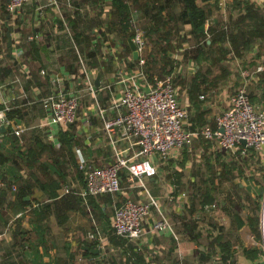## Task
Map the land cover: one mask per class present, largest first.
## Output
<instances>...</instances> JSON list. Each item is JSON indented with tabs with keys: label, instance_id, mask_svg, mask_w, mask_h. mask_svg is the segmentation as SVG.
Wrapping results in <instances>:
<instances>
[{
	"label": "crops",
	"instance_id": "1",
	"mask_svg": "<svg viewBox=\"0 0 264 264\" xmlns=\"http://www.w3.org/2000/svg\"><path fill=\"white\" fill-rule=\"evenodd\" d=\"M98 1L103 3L100 15L97 17L98 20L104 18V20L109 22V18L114 10L111 1ZM127 2L129 4L130 18H134L139 26L141 20H144L147 24L151 23L154 19L152 14L155 15L157 13L159 6L165 5L162 11L160 13L158 12L157 16L160 19L159 21L170 20L172 18L171 15H173L174 18L171 19L170 23H179V33L177 34L182 36L186 41H189V39L195 40L190 31V26L186 24L185 27L181 22L182 20L178 17V13L181 9V5L178 1L156 0V2L153 3L154 6H144V0H127ZM209 2H213L219 6L215 0H209L208 2L198 0V4L202 6ZM227 2H229V0H227ZM5 3L6 0H3L0 4V13L4 12L3 18H5L4 21H7V29L0 34V45L2 44L0 47H3V49L0 48V67H3L0 68V71L5 75L4 79L1 78L2 81H0V83H8L7 89L13 97L12 102L19 105L18 107L24 112L23 118L16 120V123L26 126L23 134H25L28 129L30 131L35 130V132L41 137V140L46 143L48 141L43 138L40 130L34 125L40 120L43 114V109L35 100L39 99L46 93L47 85L45 79H43L40 74L38 77L34 78L35 80H28V75L23 67H36L35 70L37 71L38 69V73L42 67L57 69L59 66L64 65L69 69H72L74 67H71V64H77V61H74L75 58L73 59V57L76 56V53L71 47L70 36L64 31V28L62 26L57 27L56 24L53 25L51 23L52 17L56 13L54 6L50 4L45 7L43 9L44 14H42L41 11L37 13L38 4L42 2L32 0L26 5V11L34 13L32 16V23L28 22V26L32 25L34 27V31L31 33H35V35L36 33L41 34L40 37H36L34 40L38 47L39 58L32 59V63L36 66L33 64L26 65L23 61V54L14 59L12 56L13 48L22 45L26 50L30 46V41L27 40L28 35L26 37L21 35L20 29H12L10 23H12V18L14 16L7 11ZM235 3H237V1ZM207 5L209 6V4ZM209 23L210 18L207 15L204 23L205 37L203 38L207 39V41H210V38L206 37L209 32ZM90 26L91 24L87 22L85 28L82 23H79L78 19L77 29L81 32L82 38L91 36ZM56 29L58 32H56ZM87 30L89 31V35L87 34ZM8 33H10V37ZM117 33L122 38H125V34L118 29ZM172 37L173 39L175 38V33ZM191 44L192 43L185 42L181 50L174 54L177 61L175 66H177L173 68V71H179L176 75L175 82L177 79H183L185 85L192 80L193 75L198 69L195 67H203V65H205V67H213V65L207 63V59L210 57L208 55L209 53L207 54V59L202 60L201 66L192 58V54H194L195 51H191ZM128 46L129 49L125 47V53L121 52L119 54L125 61L128 60L130 54L133 56L129 42ZM150 46H148L149 49ZM263 47L264 41L263 43L252 42L247 49H242L240 54L237 53L232 45L229 46V49L227 48L226 54L227 66L230 67V69L231 67L232 69H236V67H249L251 69L258 66L263 67V70L257 72L256 77L246 86L247 93L252 102L257 107L261 108L264 107V83H259V73L264 71ZM149 49L146 48L143 52L146 57V65ZM221 60L223 59L221 58ZM99 62V67H105L107 69L114 67L112 61L108 62L99 59ZM179 67H188V69L194 67L192 70V76L188 78V75L186 76L180 73ZM14 68H18V70L21 71V74H16ZM202 72L204 73V71ZM239 82L240 80L238 77L234 83H230L229 88L234 90ZM205 84H207V82ZM176 86L180 89L179 85L176 84ZM188 90L189 88L187 85V89H182L180 92L181 94H179L181 102L188 110V116L185 119L187 128L192 126V119L198 113L204 114L205 118L208 119L205 124L215 126V115L228 106L229 93L231 90L227 94L225 104H222V106L217 105L213 100L209 99V91L206 93L200 92L202 91L200 90L198 92L199 100H191ZM31 120L35 121L34 124H30L32 123L30 122ZM95 122L97 124L100 123V121L96 119ZM196 124L199 126L201 123ZM76 137L83 140L82 146H74V153L78 163V148L82 150L87 161L95 159L99 164L108 161L110 150L107 147L104 149L99 147L96 143V137L86 138L77 133ZM203 140L205 141L204 143L209 146H197L196 143L194 145L196 156L199 157L203 152L205 153L209 150L219 158V163H223V168L224 163L229 164V167H231L234 172L233 176L237 174L236 177L238 178V181H235V184L239 183V188L235 185L234 190L236 192L237 189H239L240 191H247L248 193H251L252 196H255V192L250 190L251 187L255 185H263L262 196L259 197V199L258 197H254L255 200L258 199L260 201V206L258 210L256 209L259 215V229L261 231L260 240L257 239L255 232L252 230L249 223V215H253V213L256 212L255 210H252V208L248 207L246 212H244L246 216H243L241 213L238 214L243 220L241 226H239L234 216L236 215V212L232 213L233 219L237 223L235 228L238 232L237 234H239L242 237L243 242H245L243 245L239 246L237 241L232 238V230L234 229L230 225H225V229L228 232L226 236L223 235V226L220 224L218 225L215 221L214 223L207 221L208 224L205 226L208 227L206 228L201 226V224L206 221L204 220L201 211H199L200 204L195 207L194 211L190 212L192 200H188L186 197V206L181 209L179 203L180 198L178 196L180 190L178 189V182H175V178L174 180L173 178H164V183L166 184V186H164L163 183L161 184L160 182H163V178H160L159 175H153L147 180V186L151 194L157 198L158 206L172 221L175 234L166 233L159 235L150 230V225L158 213L157 210L153 208V211L145 220L147 233L141 242L138 245L132 242H129V245L122 244L121 240L117 239L119 236L113 232L112 212L107 209L101 212L98 210L94 211L90 202L92 197H85L81 193L85 185L83 179L81 180L77 175H68L66 182H62L57 188L52 187V189L48 190L42 185L43 181L47 180V178L46 176H43L38 169L35 170V174H28L29 170L21 169L19 173L23 174L28 179L30 178L29 181L32 184H30L31 187L28 188L30 193L25 197L29 203L23 205L21 211H18L20 203L16 201V196L13 191L16 188H12L10 185L11 182L9 183L8 180V182L5 180L11 187L7 185L4 188H0V264H136L133 259L136 257V253L141 256L139 257L138 255L142 262L141 264H230L229 261L223 262L219 259L221 254L219 246L213 244L214 235H218V233L222 236L223 241L230 242L232 245V248L234 249L233 259L238 264H264V181L259 184L260 182L255 178L257 174L261 175V173H264V153H259L260 160H257V157H255L254 164L253 159H251L254 158V153H252L254 156L251 154L243 159L226 160L222 157L220 150L214 145V143L205 139ZM48 143L51 144L50 142ZM183 153H186V151ZM185 156L187 155L185 154ZM184 158L178 161L175 165L173 163H168L163 166V168L167 169L166 171L170 176L174 175L175 170L180 167H182L183 172L186 166V159L184 160ZM182 160H184L183 166H181ZM243 162L244 165H241ZM240 167L241 172H239ZM171 168H173L172 172ZM217 173L221 174L220 170H218ZM225 177H230V173L225 175ZM51 178L52 180L58 181L57 176L54 174ZM182 179L181 174L179 179L180 186L183 184ZM125 180H127L126 174ZM132 184L133 183L130 184L129 181L127 184L128 190L133 196L138 197L142 189L138 186H132ZM65 185H68L71 190L65 192ZM51 190L56 191L57 195H50L49 192ZM177 191L178 194L176 198H174V192ZM213 193L217 198V202L214 204H205L204 206L206 207V205H208V207H213L215 211L214 217L215 215L221 217L224 219L225 223L227 220L225 217L227 213L226 210L229 207V205L227 206V202H229L228 200L231 195L228 193V199H219L215 191H213ZM115 200L116 198H114V201ZM242 200L241 197L239 202L234 201L233 199L235 202L234 204L240 203ZM219 204L222 205L224 211L216 208ZM100 205L102 204L100 203ZM105 206H108V204L106 203ZM200 217L202 218L200 219ZM218 217L216 219H218ZM192 221L195 223V230L193 232L199 233V235H192L193 233L187 228L186 223ZM214 225L218 227L220 226L221 229L218 231V228ZM91 233L92 235H90ZM115 235L116 237H114ZM130 244L135 245L136 248H130ZM250 247H261L262 251L258 255V258L252 260L245 256L244 249ZM126 256L131 257L129 262L126 261Z\"/></svg>",
	"mask_w": 264,
	"mask_h": 264
},
{
	"label": "built area",
	"instance_id": "2",
	"mask_svg": "<svg viewBox=\"0 0 264 264\" xmlns=\"http://www.w3.org/2000/svg\"><path fill=\"white\" fill-rule=\"evenodd\" d=\"M31 1L6 0L5 5L13 16H23L26 5ZM37 1L42 2L38 4L37 13L41 11L44 14L43 9L50 4L56 9L51 23L62 26L70 36L78 67L75 70L64 65L57 69L40 68L39 74L45 79L47 89L35 100L43 109V114L34 126L55 147L61 144V132L73 124L77 134L86 138L96 137L99 147L110 150L108 161L98 164L95 159L87 161L82 150L77 149L79 164L85 169V185L81 191L85 197L100 194L117 197L122 194L123 173L127 181L133 183L132 186L142 189L138 197L128 191L120 204H117V199L113 202L112 227L117 236L138 245L147 233L145 220L153 208L158 213L150 230L159 235L175 234L172 221L158 206L157 198L151 194L146 182L151 176L160 175L169 161L174 165L180 161L183 152L191 150L195 139L202 138L214 143L226 160H239L254 153V158L249 157L254 164L255 157L264 153V107H257L246 90L256 73L263 70L262 66L254 69L236 67L240 82L229 93L228 106L215 115V126L203 124L190 129L185 120L188 110L179 98L175 82L179 71L150 77L143 54L149 42L134 18L129 21L138 58L134 59L130 54L125 61L119 55L125 50V39L117 30L110 28L109 22L103 18L98 26L91 28L92 39L88 50L97 48L98 58L112 61L114 67L95 68L87 52L82 51L75 40L70 18L96 17L103 3H94V0ZM215 1L221 9L226 8L227 0ZM40 36V33H30L27 40ZM24 50L22 45L14 47L13 58L21 56ZM128 62L134 64L129 65ZM23 68L27 70V67ZM98 71L101 78L99 85H96ZM7 84L0 83V126L11 127L12 132L21 137L26 126L7 116V110L19 106L12 102ZM84 95L89 96V101L84 102V105H88L82 109ZM95 119L100 123L97 124ZM2 136L0 130V141ZM7 185L0 170V188ZM11 186L16 188L15 184ZM70 190L65 185L64 191ZM178 196L182 209L186 206V194L180 191Z\"/></svg>",
	"mask_w": 264,
	"mask_h": 264
},
{
	"label": "trees",
	"instance_id": "3",
	"mask_svg": "<svg viewBox=\"0 0 264 264\" xmlns=\"http://www.w3.org/2000/svg\"><path fill=\"white\" fill-rule=\"evenodd\" d=\"M112 3V7L114 8L112 15L109 18V27L113 29V27L118 26V30L120 32H123L125 34V45L127 49H129L128 46V39L132 36V31L130 29V12H129V4L127 0H110ZM172 1V0H169ZM180 3L181 9L178 13V17L182 20L181 22L184 24V26L187 24L190 26V31L192 32L195 43L192 47L191 51L194 50L195 53L192 54V58L197 61V63L201 66V62L203 59H207V54L209 56H212L213 53L218 55V58L216 60L220 59L224 53H219V49L215 50V46L222 45L226 33L223 30H218L216 28L211 27L214 35L212 38H210V41H207V39H203L205 37V29H204V23L206 20V17L208 15V9L206 6H202L198 4V0H176ZM204 2H208L209 0H200ZM154 0H144V6H154L153 5ZM238 5L241 4V7H244L246 9V15L249 18L248 27L246 28H239L238 31H234L231 33L230 40L231 44L235 47V50L237 53L241 54L242 49H247L252 42H258L263 43L264 41V13L262 11H259L255 6L254 3H250L249 0H237ZM165 7V5L159 6L157 13L153 16V21L151 23H148L147 31L145 32V36L147 37L148 42H150V39H153L154 46L160 49V52H164L162 54V66L164 69L167 68V72H172L173 68L176 67L175 62H173V58L168 55V53L171 50L176 49L173 44V33L178 28V22L175 24H171L170 21L172 18H174L173 15H171L170 20H164L159 21L158 12L160 13L162 9ZM246 16L242 17L241 20H245ZM78 17L71 16V26L74 33L75 40L80 44V47L83 45L88 44V46L91 45V36H86L84 38L81 37V32L77 29L78 24ZM129 19V20H128ZM77 21V22H76ZM186 27V26H185ZM217 30V32H216ZM216 33V34H215ZM153 34H156V38H153ZM260 39V41H259ZM186 40L184 39V44ZM30 46L27 48L23 53V61L27 65H31L33 60L39 58L38 55V47L34 40L30 41ZM83 43V44H82ZM183 44V43H182ZM184 46V45H180ZM179 46V47H180ZM90 49V47L88 48ZM97 49V48H96ZM88 50L89 56H91V64L95 68H99V59L97 56V50ZM186 52V51H185ZM151 54V53H150ZM152 58L155 62L159 63L160 59H158L154 54H152ZM76 61L77 57L74 56ZM212 57H209L207 60L210 61ZM211 62V61H210ZM129 65H133V62H128ZM149 64V61L147 62V65ZM77 64H71V67H74L72 69H77ZM38 71V69H37ZM36 70H32V67H27L26 73L28 75V80H32L39 76V73ZM150 77H152L154 74L150 73ZM159 75V74H158ZM163 75V74H161ZM205 73H203L201 70L197 69L195 74L192 77V80L187 84L188 85V93L191 100H199V91L202 90L204 84L207 82V79L205 77ZM260 78V84L264 83V71L259 73ZM35 80V79H34ZM37 81V80H36ZM39 81V80H38ZM264 89V88H263ZM200 92H205V90H202ZM7 116L9 118H15V120H18L20 118H23L24 112L22 109L18 106H14L13 108L7 110ZM192 126H190V129H196L198 127V124L203 125L205 124L208 119L205 118L204 114L198 113L195 117L192 119ZM199 125V126H200ZM75 127L70 125L67 129L63 130L60 134V146L55 147L52 144L45 143L41 140V137L38 133L35 132V130L31 131V134L28 138V142L25 143V136L24 134L19 137L15 135L12 132L11 127H7L2 132V139L0 141V170L2 172V178L4 180H8L10 185L16 183V189L13 190L14 194L16 196V201L20 203V208H18V211H21L23 209V205H27L29 203L28 200L25 199V197L30 193L29 187L31 182L27 177H25L23 174H20L19 171L21 169L29 170L28 174H35V170H39L43 176H46L47 180L43 181V187L48 190L53 188L59 187L62 182H66L68 175H77L78 177L83 179V182L85 183V169L79 166V163L77 162V159L75 157L74 153V146L75 145H83V140L76 137V132H74ZM47 144V145H46ZM45 146H48L52 150V154H54V159H52L49 162H44L41 160L42 155L44 153L43 149ZM186 158V157H185ZM184 158V160H185ZM19 159V160H18ZM181 161V166H183V161ZM257 160H260L259 155L257 156ZM23 164L20 165V164ZM99 164V163H98ZM244 165V162L241 164ZM3 169V170H2ZM239 172H241V167L239 168ZM233 175L234 172L232 171V168L229 167V164L224 163V168L221 173V177L224 178L225 175L229 174ZM57 176V180H52V175ZM182 174V167L175 170V182H180V176ZM215 173L210 174L208 177L203 178L201 183H205V187L202 188L201 185L197 187L199 192V199H195L191 201L190 206V212L194 211L195 207L199 203L201 206H204L205 204H214L217 202V198L214 196L213 191L220 189L219 185H216V179H215ZM242 174V173H240ZM122 181L125 180V174L123 173ZM211 176V177H210ZM205 179H211L212 184L208 183ZM263 179H264V173H263ZM7 181V182H8ZM218 183V181H217ZM8 185V186H10ZM32 185V184H31ZM236 187H239V183L235 184ZM11 187V186H10ZM1 192V191H0ZM257 193V197L262 196L263 194V185H259L255 191ZM50 195L56 196L57 192L54 190H51L49 192ZM127 192L123 191L122 194L117 195V204H120L122 200L126 197ZM90 199L92 209L103 211L105 209L113 212V206L112 203L114 202V197L112 194H100L98 196H91ZM198 198V196H197ZM256 199L252 201V210H255L256 212L253 213V215H249V223L251 225L252 230L255 232V235L258 240L261 239V231L259 229V215H258V208L260 206V201ZM198 201V202H197ZM239 202V201H238ZM100 203L103 205H100ZM108 204V206H105V204ZM250 203V202H249ZM255 203V206H253ZM200 206V207H201ZM236 206L238 208H241L242 203H237ZM257 209V210H256ZM239 226L243 224V220L236 212V215H234ZM187 228L193 233L192 235H199V233H194L195 230V223L194 221L186 223ZM216 228H218V231L221 229V227L214 225ZM217 230V229H216ZM217 231V233H218ZM210 236V234H209ZM116 237V235L114 236ZM116 239V238H115ZM118 240H121L122 244H128L129 242L122 238L118 237ZM116 239V240H117ZM214 241L213 244L219 246V250L221 252L219 259L223 262H228L230 264H238L233 259V252L234 249L232 248V245L230 242L223 241L222 236L218 233V235H214ZM130 248H136L135 245L130 244ZM262 249L261 247H250L245 248L244 253L245 256L248 259H256L258 258V255L261 253ZM138 253H136V257L133 258L136 264H141L140 261L141 257ZM129 256H126V261H130Z\"/></svg>",
	"mask_w": 264,
	"mask_h": 264
},
{
	"label": "rangeland",
	"instance_id": "4",
	"mask_svg": "<svg viewBox=\"0 0 264 264\" xmlns=\"http://www.w3.org/2000/svg\"><path fill=\"white\" fill-rule=\"evenodd\" d=\"M2 1L3 0H0V4L2 3ZM74 1L78 2V1H87V0H74ZM236 1L237 0H229V2H227L226 8L224 10L221 9L219 6H217V4H215L213 2L207 3V4H209V6L207 4L204 5L208 9V16L210 18V23L208 25V28L211 29V27H213V28H216L218 30H223L226 33V37H225L223 44L215 46V50L219 49L220 50L219 53H224V55H222V57H221L223 60H221V58L216 60V58H218V55L216 53L215 54L213 53V55L210 56V57H212V59H210L211 62L207 61V63H209L210 65H213V67H205V65H203V67H195V68H198L199 70L204 71V73L206 74L205 77L207 79V84H204L202 90H205L206 93H207V91H209L208 92L209 93V99L213 100L219 106H222V104H225L227 94L230 92V90H232L231 88H229L230 83H234L239 77L237 70L232 69V67L230 69V67L227 66V62H226L227 48L229 49V45L230 46L233 45V44H231V40H230L231 33L234 31H238L239 28H245V27L247 28L248 27L247 22L250 21L246 15V9L244 7H241V4L240 5L236 4L235 3ZM241 1H244V0H241ZM249 1H250V3H254V6L259 11H262L264 13V0H249ZM96 2H99V1L94 0V3H96ZM154 2H156V0H154ZM97 12H98V15L96 17H92V18H90L88 16H86V17L85 16L84 17L79 16L78 17L79 23H82V25L86 28V23L89 22L91 24L90 29L92 27L98 26L99 25L98 23H100L101 20H98V18H97L100 15V11H97ZM3 13H0V34L2 32H5V30L7 29V21H4L5 18H3ZM33 14L34 13L25 11L23 16H14L12 18V23L9 22L11 24L12 29L13 30H19L20 29L21 35L26 37L28 34H30L31 32L34 31V27L32 25L28 26V22L32 23ZM244 16H246V18L243 21V20H241V18ZM172 24H175V23H172ZM147 25L148 24L144 20L140 21V26L144 30V32L147 31V28H148ZM113 29L117 30L119 28L117 26V27H113ZM178 30H179V26L176 29V31L174 32L175 38L173 39V44H174V47H176V49L171 50L168 53V55L174 59L173 62H175V63H177V61L175 59L174 54L181 50V48L183 46H180V45H184V38L182 36H180L179 34H177V33H179ZM208 31L209 32L206 35V37L212 38L214 35L213 31L212 30H208ZM216 32H217V30H216ZM87 34L89 35V31ZM156 36H157L156 34H153L154 39L156 38ZM186 42L192 43L191 45L193 47L195 40L189 39V41L187 40ZM154 45L155 44L153 42V39L152 40L150 39V42H149L150 49L147 47V49H149L148 54H147V62L149 61V64L146 65V68H147L146 70H147V72H149V74L150 73L159 74V75L165 74L167 72V68L164 69L163 67H161L162 66V57L161 56L164 52H160V49ZM0 46H2V44ZM83 46L84 47L81 50L87 52L86 55L88 56V58L90 60H92L91 56H89V54H88L89 53L88 48L90 46H88V44H85ZM0 48L3 49V47H0ZM81 48H82V46H81ZM233 48L235 49L234 46H233ZM263 50H264V47H263ZM152 54H154L158 59H160L159 63H157L153 60ZM74 58L75 57H73V59ZM74 61H76V59H74ZM33 65L36 66L35 64H33ZM0 68H3V67H0ZM32 68H33V70L36 69V67H32ZM179 68H180V73H182L186 76L188 75V78H190V76H192V72H193L192 70L194 69V67H192L191 69H188V67H179ZM182 70H183V72H182ZM14 72H16V74H18V75L21 74V71L18 70V68H14ZM4 76L5 75L3 74V72L0 71V81H2L1 78L4 79ZM176 84L180 86V89H178L179 94H181L180 92L182 89H184V90L187 89V85H185V81L183 79H177ZM82 99H83L82 109H85V107H87L88 104L84 105V102L89 101V96L84 95L82 97ZM30 122H32L30 124H34L35 121L31 120ZM30 134H31V131L28 129L24 134L25 143L28 142V138H29ZM204 142L205 141L202 138L195 139L194 144L191 147V150H189V151L187 150L186 153L182 154V159L184 157H186L185 158L186 159V161H185L186 166L182 172L183 184L180 186L178 183V189L181 192L184 191L188 200H194L195 199V201H196V199H199V192H198L197 187L199 185H201L202 188H204L206 185L205 183H201L200 181H202L203 178L208 177L210 174L215 173L214 175L216 176L215 177L216 185H219V187H220V189L215 190V193L218 195V198L219 199H221V198L228 199L227 198L228 193H230V195H231L230 199L228 200L229 202H227V206L229 205V207L226 210L229 215L226 213L225 217L227 220L224 223V219H222L221 217H218L216 215L214 217L215 211H214L213 207L207 208L205 206H202L199 208V211H201V214L204 216V220L206 222H203L201 220L203 222L201 224V226L203 228H206V227H208V226H205L208 224L207 221H211L212 223H214V221H215V222H217L218 225L220 224L221 226H223V229H224L223 235L226 236L228 234V232L225 229L226 228L225 225H230L234 229V230H232V233H233L232 238L235 241H237L239 246H241L245 242H243L242 237L239 234H237L238 232L235 229L237 223L233 219L232 213L237 212L238 214L241 213L243 216H246L244 212H246L248 207L249 208L252 207L251 199H252V201L254 200V202H255V198L257 197L256 196L257 193L255 191H256L258 186L255 185V186L251 187V189H250V190L255 192V196H252L251 193H248L247 191H240L237 188H236L237 189V192H236L234 190V187H235V181L236 182L238 181V178L236 177L237 174H235L234 176L230 175V177L224 176V178L223 177L221 178L220 177L221 174H218L217 171L220 170V173H222V169H223L222 164L223 163H219V161H220L219 158H217L213 152L206 149L207 152H205V153L203 152L202 155L199 157L196 156L194 145L197 143V146L201 145L203 147H208L209 145L207 146V144H205ZM46 143H48V142H46ZM43 151H44V153H43L42 158H41L42 161L49 162L52 159H54L55 155L52 154V150L48 146H45ZM185 154L187 156H190V157L185 156ZM169 163H172V161H169ZM20 165L23 166L22 163ZM166 170H167L166 168H163L162 172L159 175L160 178H163V182L162 181H160V182H161V184L163 183L164 186H166V184L164 183V178H167V177L170 179L173 178V180L175 178L174 175L170 176ZM172 170H173V168H171V172H172ZM217 176H219V177H217ZM255 178L257 179V181L260 182L259 184H261V182L264 181L263 173H261V175L257 174L255 176ZM205 180H207L208 183L212 184L211 179H209V180L205 179ZM217 181H218V183H217ZM128 183H129V181H127V180L122 181V184L124 186V191H126L127 194L129 191L128 185H127ZM172 189H173V187H172ZM178 191L174 192V194H175L174 198H176ZM197 196H198V198H197ZM240 197L243 199L242 200L243 203L241 202L243 205L242 208H238L236 206V204H234L235 203L234 201H239ZM114 198L118 199L117 197H114ZM233 199H234V201H233ZM197 205H199V203ZM219 205L216 208L224 211V208H222V205H220V206ZM253 206H255V203ZM217 217H218V219H216ZM201 218L202 217H200V219ZM222 223H224V224H222ZM209 224H211V223H209Z\"/></svg>",
	"mask_w": 264,
	"mask_h": 264
},
{
	"label": "water",
	"instance_id": "5",
	"mask_svg": "<svg viewBox=\"0 0 264 264\" xmlns=\"http://www.w3.org/2000/svg\"><path fill=\"white\" fill-rule=\"evenodd\" d=\"M9 37H10V33H8ZM128 42H129V45H130V48L132 49V53H133V58L136 59L138 58L139 56V53H138V50L136 48V44L135 42L133 41V39L130 37L128 39ZM100 78H101V72L98 71L97 74H96V77H95V84L96 85H99L100 83ZM0 130L4 131L5 130V126L4 125H1L0 126ZM244 142V141H243Z\"/></svg>",
	"mask_w": 264,
	"mask_h": 264
}]
</instances>
